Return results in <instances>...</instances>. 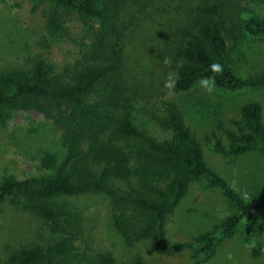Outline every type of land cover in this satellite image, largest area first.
Instances as JSON below:
<instances>
[{
	"label": "trees",
	"instance_id": "obj_1",
	"mask_svg": "<svg viewBox=\"0 0 264 264\" xmlns=\"http://www.w3.org/2000/svg\"><path fill=\"white\" fill-rule=\"evenodd\" d=\"M51 1L65 13L75 14L93 32L95 40L81 60L59 72L48 61L36 58L26 70L0 74V120L4 110L37 112L60 130L65 149L53 175L4 178L0 182V203L11 200L30 211L56 236L46 245L10 248L0 264H75L85 256L79 247L83 241L82 220L63 200L66 197H106L113 230L128 247L149 241V254L195 248L194 260H208L218 241L235 234L241 224L246 241H251L255 219L264 209V190L255 202L247 203L211 170L175 103L164 101L161 114L152 115L158 135L134 124V97L126 95L122 85L125 75L121 42L128 26L122 24L121 17L128 6L145 12L157 0ZM171 3L174 5V0ZM248 3L264 6V0H189L180 8L184 13L179 14L178 24L168 36V52L178 76L175 93L190 91L206 77L227 93L264 91V69L254 77L244 78L237 76L229 64L228 41L243 37L264 39V17L250 13ZM182 4H177L178 8ZM165 5L170 8V4ZM47 24L54 31L63 30L56 11L48 14ZM213 63H219L223 72H213ZM219 129L226 144L212 132L208 141L215 153L232 158L257 152L264 158L259 103L244 104L239 118ZM55 164L54 156L44 159L45 167ZM195 179L219 189L234 211L192 244L168 247L165 219L184 199ZM257 255L254 252V257ZM93 261L117 264L109 251L96 253ZM128 264L145 261L135 255Z\"/></svg>",
	"mask_w": 264,
	"mask_h": 264
},
{
	"label": "rangeland",
	"instance_id": "obj_2",
	"mask_svg": "<svg viewBox=\"0 0 264 264\" xmlns=\"http://www.w3.org/2000/svg\"><path fill=\"white\" fill-rule=\"evenodd\" d=\"M183 1L174 0L172 5L171 0H157L145 12L128 6L122 13V24L128 26L121 42L125 75L122 85L124 93L134 97V124L142 131L158 135L159 128L152 115L161 114L164 101L175 103L198 141L206 165L247 203H253L264 190L262 155L253 152L222 157L214 152L208 138L216 132L226 144L219 126L229 127V121L239 118V110L246 103L260 104L264 124V91L227 93L212 85L213 91L209 93L199 84L200 80L186 93H175L165 87L169 73H175L176 66L169 56L168 36L178 24L179 14L184 13L180 8L189 2L182 4ZM165 4H170V8ZM177 4L182 5L178 8ZM248 4L250 13L264 17V6ZM52 11L58 13L63 30L54 31L48 26L47 16ZM94 40L93 32L75 14L65 13L51 0H0V74L12 69L26 70L36 58L48 61L59 72L81 60ZM228 56L237 76L254 77L264 69V39L243 37L228 41ZM165 58H170V66L164 64ZM64 154L62 134L50 120L37 112L4 110L0 120V182L4 178L51 176ZM47 156L55 157L53 167L43 165ZM63 200L79 213L83 224V241L79 247L80 254L85 256L75 264H95L94 255L103 251L111 252L117 264H128L135 255L142 256L145 264H264V209L255 219L251 241H246L241 224L235 234L218 241L213 257L194 260L195 248L149 254V241L126 246L111 226L109 202L102 195ZM233 211L219 189L209 187L203 179L193 180L184 199L165 219L166 245L192 244ZM55 238L30 211L11 200L0 203V261L7 258L10 248L46 245ZM254 252L258 254L256 257Z\"/></svg>",
	"mask_w": 264,
	"mask_h": 264
},
{
	"label": "clouds",
	"instance_id": "obj_3",
	"mask_svg": "<svg viewBox=\"0 0 264 264\" xmlns=\"http://www.w3.org/2000/svg\"><path fill=\"white\" fill-rule=\"evenodd\" d=\"M164 64L166 66H170L171 64V60L170 58H165L164 59ZM210 68L213 72L219 74V73H222L223 72V68L222 66L219 64V63H213L212 65H210ZM178 82V76H176L175 73H169L168 75V79L166 80V83H165V87L168 88V89H174L176 84ZM199 84L201 86H203L209 93H211L213 91V87L212 85H214V80L210 79V78H202L200 81H199ZM245 247H249V245H245ZM229 259H231V256L229 255Z\"/></svg>",
	"mask_w": 264,
	"mask_h": 264
}]
</instances>
